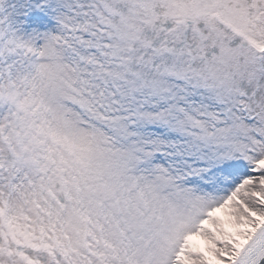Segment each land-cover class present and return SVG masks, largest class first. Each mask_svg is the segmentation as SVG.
Masks as SVG:
<instances>
[{
	"label": "rangeland",
	"instance_id": "rangeland-1",
	"mask_svg": "<svg viewBox=\"0 0 264 264\" xmlns=\"http://www.w3.org/2000/svg\"><path fill=\"white\" fill-rule=\"evenodd\" d=\"M235 164L264 168V0H0V264H177Z\"/></svg>",
	"mask_w": 264,
	"mask_h": 264
},
{
	"label": "bare ground",
	"instance_id": "bare-ground-1",
	"mask_svg": "<svg viewBox=\"0 0 264 264\" xmlns=\"http://www.w3.org/2000/svg\"><path fill=\"white\" fill-rule=\"evenodd\" d=\"M67 67V65H66ZM159 137V135H157ZM252 173L247 170L246 165L235 164L230 168L231 174L222 179L219 188L207 187L204 183L192 182L191 189L200 194L205 199L215 201V207L212 206L211 216H205V219L199 221L198 238L190 246L185 243L184 255L177 260V264H203L202 256H213L219 246L225 247V235L230 231L240 230L241 225L249 222V214L260 210L259 204L255 201L256 197L264 193V168L261 165H255ZM169 206L173 211L177 208V203L169 199ZM262 217L256 225L246 233L242 242L238 245V250L247 241L255 228L264 220V206L261 209ZM191 225V219L177 218V225ZM179 240V239H178ZM161 248L149 250L148 262L158 264L163 260L164 252ZM237 250V251H238ZM237 251L235 253H237ZM163 257V258H162ZM234 254L230 258V261ZM206 260V259H205Z\"/></svg>",
	"mask_w": 264,
	"mask_h": 264
},
{
	"label": "water",
	"instance_id": "water-1",
	"mask_svg": "<svg viewBox=\"0 0 264 264\" xmlns=\"http://www.w3.org/2000/svg\"><path fill=\"white\" fill-rule=\"evenodd\" d=\"M230 264H264V220L241 246Z\"/></svg>",
	"mask_w": 264,
	"mask_h": 264
}]
</instances>
